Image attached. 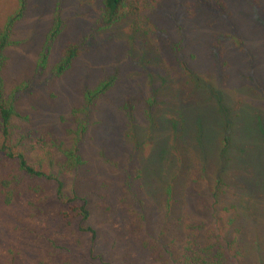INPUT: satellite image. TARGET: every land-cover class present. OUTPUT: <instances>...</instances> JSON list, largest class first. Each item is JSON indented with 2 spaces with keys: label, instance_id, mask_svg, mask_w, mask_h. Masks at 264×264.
Wrapping results in <instances>:
<instances>
[{
  "label": "rangeland",
  "instance_id": "1",
  "mask_svg": "<svg viewBox=\"0 0 264 264\" xmlns=\"http://www.w3.org/2000/svg\"><path fill=\"white\" fill-rule=\"evenodd\" d=\"M224 1L225 12L210 15L191 6L193 0H158L157 7L140 16L125 15L106 24L100 19L101 0H26L23 15L11 28L3 70L7 88L24 84L14 119L24 145L56 151L52 142H66L64 129L71 126V110L83 103L84 90L107 76L114 82L92 102L80 145L83 165L66 179L86 199L85 223L93 234L76 230L52 206L31 217L19 199L0 204V264H59V255L17 227L16 215L64 245L69 252L62 258L68 264H193L184 259L185 249L210 242L207 230L229 238L237 228L243 255L227 250L223 264H264V193L259 188L264 179L258 170L264 145L256 166L254 160L233 157L238 168L225 171L230 195L216 206V221L207 186L217 167L219 136H211L203 147L193 139L194 113L208 115V126L216 98L224 99L232 115L254 113L264 122V0ZM14 7L15 0H0V24ZM56 15L60 31L50 43L48 66L35 73ZM144 17L149 20L146 29ZM66 43L79 44L80 53L63 74L52 76L48 67ZM200 85L210 92L203 86L195 89ZM152 96L155 103L147 107ZM184 113L185 127H174L177 115ZM253 131L245 141L251 150L256 138L262 144ZM126 175L140 203L127 193ZM170 185L169 197L165 189ZM230 203L237 218L227 224L233 211L222 208ZM140 205L145 213L141 225ZM191 223L200 226L195 239L187 227Z\"/></svg>",
  "mask_w": 264,
  "mask_h": 264
},
{
  "label": "trees",
  "instance_id": "2",
  "mask_svg": "<svg viewBox=\"0 0 264 264\" xmlns=\"http://www.w3.org/2000/svg\"><path fill=\"white\" fill-rule=\"evenodd\" d=\"M25 3L26 0H15L14 9L0 24V204L2 206H9L14 200L19 199L21 201V208L29 209L31 217L37 213H41L45 207L52 206L56 215H63L71 222L73 221L76 230L93 234V229L85 223L89 216L86 199L79 196L73 186H67L66 179L69 175L76 173L83 165L80 145L87 130L90 107L97 96L111 88L114 77L107 76L101 79L93 89L84 90L82 94L83 103L71 110V126L64 129L66 142H59L57 145L52 142V146L55 147L56 151L47 148L36 151L32 146L27 147L24 145L22 135L16 132V124L14 123V119L19 115L16 108V100L24 84L15 83L7 88L3 70L6 60L4 51L12 43L10 39L11 28L14 22L23 15ZM189 4L191 6L197 5L210 15H215V12H225L226 9L224 0H193V3L190 2ZM157 6L158 0H101L100 19L101 22L110 24L125 15L140 16L146 9H154ZM191 10L192 8L190 10L187 9L188 12ZM143 20L144 24L142 27L146 29V24H148L149 20L147 17H144ZM59 31L60 21L56 15L51 27L45 34L44 42L38 53L34 66L35 73H40L41 70L48 66L47 57L51 46L50 43L55 39ZM79 53V44L66 43L59 50L55 60L49 65V74L52 76L63 74ZM182 66L185 72L191 74L192 71L186 66L185 62H183ZM202 86L204 89L205 85L197 86L195 89H202ZM204 90L207 93L210 92L208 89ZM216 99L214 111L212 110V122H208V126L206 122L210 120V117H207L208 115H202L201 112L194 113L195 118L193 122L196 125L193 139L203 147L205 141L212 140L211 136L217 134L219 136L218 142L220 146L218 149L217 167L211 182L207 186L210 209L212 210L214 220L217 221L220 216L215 211V208L222 197L230 195L227 192V187L231 184L225 180V171L235 165V163H232L233 157L244 162L245 159L254 160V165L256 166L258 163V161L255 162L256 155H260L259 146L264 145V122L260 115L254 113L246 115L247 113L243 111L242 115H239V113L232 115L227 111L224 99ZM154 103L155 98L152 96L147 101L148 106H146L153 107ZM126 108L131 109V106L128 105ZM127 113L129 122L133 121L131 112L127 111ZM177 116L178 118L174 122V127L178 129L185 127L187 114L182 116L178 114ZM213 123L215 126H210ZM251 130H254L253 132H256L262 141V144H259L256 138L255 142L253 141L252 150L247 148L245 144ZM235 134L237 137L234 140ZM230 150L235 151V155L232 153L233 156H230ZM260 164L261 168H258V170L264 179V173H262L264 172V161ZM232 168L238 167L235 165ZM135 177H140L139 171L135 172ZM124 183L127 193L131 198H135L140 203L136 198L134 187L127 175L125 176ZM257 183L255 181L254 187L257 186ZM261 185L264 186V180L261 182ZM170 187L171 185L165 189V193L169 197L171 194ZM259 188L264 193V187ZM169 197L166 198V202L169 201ZM237 198L239 199V197ZM244 200L247 199L245 198L242 201ZM234 210H236L234 203H230L222 208L224 212L233 211V214L227 215V224H232L237 218V213ZM144 214V210L140 205L137 220L139 225L144 221ZM13 219L19 229L40 240L52 249L56 255H59V264H68L62 258L64 252H69L64 245L42 230L28 227L26 222L20 220L19 215L14 216ZM187 227L193 229L190 237L195 239L200 226L191 223ZM235 231L236 235L226 238L219 230H207L208 236L213 237L211 241L205 242L202 245H189L185 249L184 259L189 260L193 264H223L227 257L226 251L231 249H233V256L241 257L243 252L237 242V233H240V230L237 228Z\"/></svg>",
  "mask_w": 264,
  "mask_h": 264
}]
</instances>
